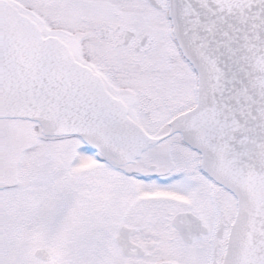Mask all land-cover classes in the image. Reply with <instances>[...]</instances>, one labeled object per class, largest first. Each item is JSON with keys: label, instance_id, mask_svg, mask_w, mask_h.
Instances as JSON below:
<instances>
[{"label": "water", "instance_id": "obj_1", "mask_svg": "<svg viewBox=\"0 0 264 264\" xmlns=\"http://www.w3.org/2000/svg\"><path fill=\"white\" fill-rule=\"evenodd\" d=\"M168 15L195 72L196 98L165 136L178 133L200 154L202 171L235 199L221 264H264V0H169ZM1 119L36 122L46 137L76 136L116 165L162 138L148 137L63 43L41 38L2 0ZM181 216L174 220L180 234ZM34 256L50 258L41 248Z\"/></svg>", "mask_w": 264, "mask_h": 264}, {"label": "flooded vegetation", "instance_id": "obj_2", "mask_svg": "<svg viewBox=\"0 0 264 264\" xmlns=\"http://www.w3.org/2000/svg\"><path fill=\"white\" fill-rule=\"evenodd\" d=\"M2 1L32 21L42 38L62 42L147 136H164L193 107L196 76L174 40L169 0ZM57 15L70 18L57 25ZM78 31L83 37L73 39ZM87 149L103 167L85 160L89 172L74 180V192L83 188L87 209L115 222L105 240L121 264H221L235 200L202 171L199 153L178 133L119 165ZM180 215L182 234L174 223Z\"/></svg>", "mask_w": 264, "mask_h": 264}, {"label": "rangeland", "instance_id": "obj_3", "mask_svg": "<svg viewBox=\"0 0 264 264\" xmlns=\"http://www.w3.org/2000/svg\"><path fill=\"white\" fill-rule=\"evenodd\" d=\"M69 18L57 15V25ZM90 154L75 137L46 138L35 123L0 120V264H121L105 240L115 222L87 209L83 188L74 192V180L89 172L85 160L103 167ZM40 247L47 262L33 258Z\"/></svg>", "mask_w": 264, "mask_h": 264}]
</instances>
